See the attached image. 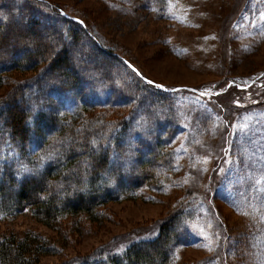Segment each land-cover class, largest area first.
<instances>
[{
	"label": "rangeland",
	"instance_id": "obj_1",
	"mask_svg": "<svg viewBox=\"0 0 264 264\" xmlns=\"http://www.w3.org/2000/svg\"><path fill=\"white\" fill-rule=\"evenodd\" d=\"M35 1L78 22L69 25L84 43L72 53L97 46L105 54L93 64L113 61L129 82L164 85L161 92L143 83L140 94L174 108L181 132L162 188L145 185L107 203L104 220L82 233L65 220L66 240L25 210L0 220V240L35 233L53 252L42 264L79 261L120 254L189 209V241L169 264H264V0H154L148 8L145 0ZM35 75H5L0 98Z\"/></svg>",
	"mask_w": 264,
	"mask_h": 264
},
{
	"label": "trees",
	"instance_id": "obj_2",
	"mask_svg": "<svg viewBox=\"0 0 264 264\" xmlns=\"http://www.w3.org/2000/svg\"><path fill=\"white\" fill-rule=\"evenodd\" d=\"M154 3L145 0L144 7ZM38 7L35 0L0 5V87L9 73H36L0 98V220L29 210L66 240L65 220L82 233L104 220L107 203L145 185L162 188L181 128L174 108L140 94L141 78L129 82L113 61L93 64L102 49L71 52L84 43L82 31L69 25L78 22ZM49 18L53 23L43 24ZM188 210L165 217L155 237L120 254L53 264H169L189 241ZM52 253L35 233L0 240V264H42Z\"/></svg>",
	"mask_w": 264,
	"mask_h": 264
},
{
	"label": "snow or ice",
	"instance_id": "obj_3",
	"mask_svg": "<svg viewBox=\"0 0 264 264\" xmlns=\"http://www.w3.org/2000/svg\"><path fill=\"white\" fill-rule=\"evenodd\" d=\"M149 83H151V81H149Z\"/></svg>",
	"mask_w": 264,
	"mask_h": 264
}]
</instances>
